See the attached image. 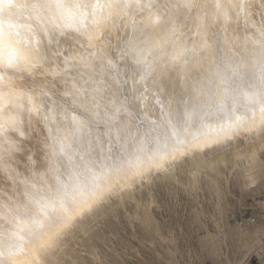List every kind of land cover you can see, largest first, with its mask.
Wrapping results in <instances>:
<instances>
[{"label": "clouds", "instance_id": "obj_1", "mask_svg": "<svg viewBox=\"0 0 264 264\" xmlns=\"http://www.w3.org/2000/svg\"><path fill=\"white\" fill-rule=\"evenodd\" d=\"M253 261L264 0H0V264Z\"/></svg>", "mask_w": 264, "mask_h": 264}, {"label": "rangeland", "instance_id": "obj_2", "mask_svg": "<svg viewBox=\"0 0 264 264\" xmlns=\"http://www.w3.org/2000/svg\"><path fill=\"white\" fill-rule=\"evenodd\" d=\"M260 258H261V257H260L259 255H257V257H256L257 261H259ZM253 264H255V261H253Z\"/></svg>", "mask_w": 264, "mask_h": 264}]
</instances>
